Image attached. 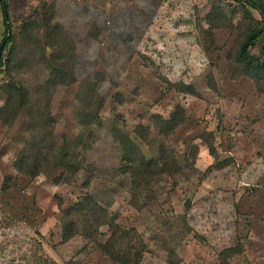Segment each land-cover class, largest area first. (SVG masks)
<instances>
[{"label":"rangeland","instance_id":"1","mask_svg":"<svg viewBox=\"0 0 264 264\" xmlns=\"http://www.w3.org/2000/svg\"><path fill=\"white\" fill-rule=\"evenodd\" d=\"M53 1L7 0L0 264H116L95 249L109 233L90 217H73L79 231L63 242L66 213L85 195L135 228L123 248L146 250L141 264H222L230 249L226 264H264V75H247L238 58L260 14L232 0H55L56 33L40 10ZM214 4L227 17L212 31ZM5 33L0 7V44ZM250 53L264 61V40ZM178 107L184 122L164 135L155 117ZM117 130L149 160L165 146L180 173L120 171ZM23 153L37 176L17 169Z\"/></svg>","mask_w":264,"mask_h":264},{"label":"trees","instance_id":"2","mask_svg":"<svg viewBox=\"0 0 264 264\" xmlns=\"http://www.w3.org/2000/svg\"><path fill=\"white\" fill-rule=\"evenodd\" d=\"M241 4L248 12L256 11L260 14L261 27L258 29H251L245 41L243 42L238 58L244 65L247 75L252 78H257L260 75H264V61L259 57L250 53V47L255 45L259 39L264 40V0H232ZM0 7L3 14L4 23L6 26V35L3 40V44H0V72L10 62L11 53L4 55L10 43L13 41V36L10 30V12L7 0H0ZM42 11L41 18L44 22L46 29L53 30L54 32H63V26L60 23L55 22L56 5L55 0L52 3L44 2L40 8ZM226 13L217 4H214L212 11L208 14V25L213 30L221 28L220 19H226ZM184 88V87H183ZM185 91L189 94L195 95V90L192 86H185ZM13 91L17 94L19 101L22 102V107L26 105L27 90L18 84L13 86ZM101 104H99L100 107ZM184 109L178 107L177 110L170 116L169 119L156 116V125L160 132L164 135H168L174 132L184 122ZM136 134L144 140H147L148 135L145 132L144 127L139 126L136 128ZM115 139L119 143L121 151V166L120 171L130 175L134 179L139 176L152 177L162 174L175 175L180 173V167L175 159H171L168 156V150L165 146L160 147V157L158 159L149 160L141 151L136 142L125 132L117 130L115 133ZM30 163V172L26 170V164ZM16 167L19 171L28 174L31 177H35L40 173L38 161L30 162L26 154L16 161ZM7 179L4 182L2 190L6 187ZM83 215L90 217L92 221L100 229L102 226H106L109 235L107 239L102 241H96L95 249L99 250L105 256L110 258L116 264H141L145 251H138L133 246L129 245L127 248H123L125 240L131 237V234L137 232L135 228L126 230L124 227L117 223V217L112 216L109 210L103 207L98 202L94 201L92 196L85 195L78 200L75 206L66 213V221L63 229V242H68L75 235L78 230V221H75L73 217ZM98 230V229H97ZM136 234V233H134ZM102 236V234H101ZM235 249L226 250L221 252L222 264H226L227 259L230 256L238 254Z\"/></svg>","mask_w":264,"mask_h":264}]
</instances>
